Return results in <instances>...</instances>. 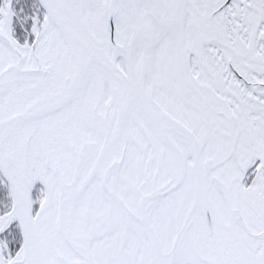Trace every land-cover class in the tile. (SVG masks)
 Wrapping results in <instances>:
<instances>
[{
    "label": "snow or ice",
    "instance_id": "1",
    "mask_svg": "<svg viewBox=\"0 0 264 264\" xmlns=\"http://www.w3.org/2000/svg\"><path fill=\"white\" fill-rule=\"evenodd\" d=\"M0 264H264V0H0Z\"/></svg>",
    "mask_w": 264,
    "mask_h": 264
}]
</instances>
